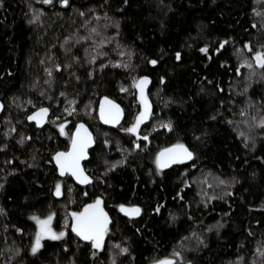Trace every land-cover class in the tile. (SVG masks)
Listing matches in <instances>:
<instances>
[{"label":"trees","instance_id":"trees-1","mask_svg":"<svg viewBox=\"0 0 264 264\" xmlns=\"http://www.w3.org/2000/svg\"><path fill=\"white\" fill-rule=\"evenodd\" d=\"M262 46L264 0H2L0 264H154L175 252L173 264H264ZM143 76L152 116L137 143L124 129ZM105 96L125 111L118 127L99 120ZM41 107L43 127L27 119ZM79 123L95 138L86 186L54 159ZM177 143L192 159L158 170L157 153ZM96 197L113 219L100 252L72 231L69 213ZM51 212L67 234L33 254L32 217Z\"/></svg>","mask_w":264,"mask_h":264},{"label":"snow or ice","instance_id":"snow-or-ice-1","mask_svg":"<svg viewBox=\"0 0 264 264\" xmlns=\"http://www.w3.org/2000/svg\"><path fill=\"white\" fill-rule=\"evenodd\" d=\"M2 2V0H0ZM52 0H43V3L48 4L51 3ZM59 3L61 5H68L69 0H59ZM125 3H127V0H125ZM81 15H84V13H81ZM36 17H33L35 19ZM30 23L32 21H29ZM255 27V24L253 25ZM95 31V29H93ZM67 39V38H66ZM83 39V37H81ZM225 42H221V47H223V44ZM246 48H249L251 51V47L248 43L244 45ZM264 47V46H262ZM201 52L207 51V46L202 47L200 49ZM219 51V49H217ZM256 63L258 65L264 66V52L256 51L254 53ZM181 57V54L179 52L176 53V58L179 60ZM149 63L152 65L157 64L156 59L149 60ZM249 68L252 67L251 64L247 65ZM55 67L57 69L61 68L60 64H56ZM101 68L104 67L103 64L100 65ZM239 71V69H237ZM78 79V77H77ZM163 77H161V81H163ZM149 82L148 76H143L139 78V81L137 83V87L140 89L141 97H143L144 88ZM110 106L109 109V115H105V103ZM31 103V101H29ZM115 109V112L113 113L111 110ZM48 112V109L45 107L39 108L36 112L32 113L27 117L28 120H35L37 124H40L43 122V119L45 117V114ZM147 103L145 102V111L141 112L139 116L136 118V122L126 131L128 132H135L137 130V127L139 126L141 120L147 118ZM119 117V105H116L113 101H110L108 97H104L103 101L101 102V118L105 119L106 123H115ZM261 125H264V119H261L259 121ZM60 128L61 134L64 133V125L60 124L58 126ZM166 127L171 128L172 125L169 123L166 125ZM241 135H244L241 133ZM145 140H147V136L144 137ZM248 138L245 137V140ZM91 143V135L87 132V129L83 124H78L76 128V132L72 136V142H71V149L67 152H56L54 155V159L56 164L59 166V171L61 174H64L65 172H71L73 176L76 177L77 180H79L81 183H87L90 180V177L85 175L84 170L80 167V160L87 155L86 149L88 145ZM139 147V145H137ZM194 153L190 151L183 143H177L169 148L161 149L159 153L156 155V165L157 169H162L167 167L170 163L176 162L178 160H188L191 159ZM115 165H113L114 167ZM221 183H224V181H221ZM2 187V185H0ZM55 195L59 196L61 195V185L58 181L55 184ZM119 210L121 212L126 213L128 216H138L141 212V209L137 205H130L126 206L125 204H119L117 205ZM3 209H0V212H2ZM154 211H159V206L154 209ZM71 216L73 218V222L71 224L72 231L77 234V236L81 237L84 241H90L92 246L96 249H99L103 246V240L105 233L108 231V224H109V216L108 213L105 212L104 208L102 207V199L101 197H96L91 203L84 205V209L81 212H72ZM34 220L37 221L38 224V231L35 235V241L31 245V252L35 254L37 250L41 247V238L42 236H50L52 239H59L60 237H63L65 233L63 231L59 233L53 232V230L50 227V221L52 219V216L49 215L43 219H41L38 216L32 217ZM19 231V229H18ZM122 252H127L128 249L126 247L121 248ZM176 255H179V253H176ZM154 264H173L172 260L169 258H164L159 261H155Z\"/></svg>","mask_w":264,"mask_h":264},{"label":"water","instance_id":"water-1","mask_svg":"<svg viewBox=\"0 0 264 264\" xmlns=\"http://www.w3.org/2000/svg\"><path fill=\"white\" fill-rule=\"evenodd\" d=\"M149 83H150V78H149V82L147 83V85L145 86V88H144V93H143V97H144V99H142V97H141V93H140V89H139V94H140V97H141V99L143 100V102H144V111H145V102L147 103V112H148V110H149V100H148V97H147V90H148V86H149ZM105 97H107V96H105ZM104 98V97H103ZM103 98L100 100V103H99V107H98V115H99V119H100V121L104 124V125H106V126H109V127H117L118 125H120L121 124V122L123 121V119H124V117H125V111H124V109H123V107L121 106V104L120 103H118L117 101H115L114 99H112V98H110V97H108V99L110 100V101H113L116 105H119V117H118V119H117V121L115 122V123H106L105 122V119H102L101 118V102L103 101ZM105 103V115L106 116H108L109 115V109H110V106L107 104V102H104ZM45 108H47V107H45ZM2 109H3V104H2V102L0 101V114H1V111H2ZM48 109V112L45 114V117H44V119H43V122L42 123H40V124H37L36 123V121L35 120H30L31 122H35L36 124H37V126H39V127H43L45 124H46V122H47V120H48V118H49V115H50V110H49V108H47ZM38 110V109H37ZM36 110V111H37ZM35 111V112H36ZM113 113L115 112V109H112L111 110ZM34 113V112H33ZM79 124H83L84 126H85V128L87 129V132L88 133H90V135H91V143L88 145V147H87V149H86V152H87V155H85L81 160H80V167L84 170V173H85V175H87L88 177H90L88 174H87V172L85 171V169H84V162L89 158V149H91L93 146H94V143H95V140H94V137H93V134H92V132L90 131V129H89V127L86 125V124H84V123H79ZM77 128V127H76ZM76 132V129H75V131L73 132V134ZM73 136V135H72ZM71 142H72V139H71ZM174 145V144H173ZM185 145V144H184ZM172 146V145H171ZM186 146V145H185ZM170 146H168V147H166V148H169ZM187 147V146H186ZM188 148V147H187ZM71 149V143H70V146H69V149L68 150H61V151H58V152H67V151H69ZM163 149H165V148H163ZM189 149V148H188ZM190 150V149H189ZM161 151V150H160ZM159 151V152H160ZM193 157V156H192ZM192 159V158H191ZM190 159H188V160H178V161H176V162H173V163H170L167 167H170L171 165H173V164H175V163H180V162H186V161H189ZM56 163V162H55ZM57 165V164H56ZM57 167H58V170H59V166L57 165ZM167 167H165V168H167ZM165 168H162V169H165ZM59 174L60 175H65V174H69V175H71L73 178H74V180L76 181V183H78L79 185H86V184H88L90 181H91V178H90V180L87 182V183H81L79 180H77L76 179V177L75 176H73L72 175V173L71 172H65L64 174H61L60 173V171H59ZM102 207L104 208V206L102 205ZM84 209V208H83ZM104 210H105V212H107V210L104 208ZM83 211V210H82ZM81 212V211H80ZM108 213V212H107ZM108 216H109V224H108V226L110 225V223H111V217H110V214L108 213ZM73 222V221H72Z\"/></svg>","mask_w":264,"mask_h":264},{"label":"rangeland","instance_id":"rangeland-1","mask_svg":"<svg viewBox=\"0 0 264 264\" xmlns=\"http://www.w3.org/2000/svg\"><path fill=\"white\" fill-rule=\"evenodd\" d=\"M138 81H139V78H137L135 81H134V86L136 87V89H137V100H136V105L138 104V110H137V112H136V115H135V118L133 119V121L127 126V127H125V129H124V131H126V129H128V128H130L135 122H136V118H137V116H139L140 115V113L141 112H143L144 111V102H143V100L141 99V97H140V95H139V88L137 87V83H138ZM151 116H152V113L151 112H149L148 113V115H147V118L146 119H143V120H141V122H140V124H139V126L137 127V130L135 131V132H128V131H126L127 133H129L130 135H133L134 137H135V139L137 140L136 142L138 143L141 139H144V137L145 136H147V138H148V135H145V134H143L142 133V131H143V127H144V125H145V123L151 118ZM200 178V177H199ZM60 185H61V189H62V183L60 182ZM61 194H62V191H61ZM60 196V195H59ZM102 199V198H101ZM102 204H103V200H102ZM72 212H76V211H74V210H70L69 211V213H70V216H71V213ZM49 215H51L52 216V219H51V221H50V227H51V229L53 230V232H55V233H59V232H61V231H63L64 233H65V235L63 236V237H65L66 236V234H67V231H68V227H66V228H64V229H61V230H57L56 228H54L53 226H54V222H53V220H54V214L51 212L50 214H48L47 216H49ZM47 216H44V217H40L41 219H43V218H45V217H47ZM39 217V216H38ZM72 217V216H71ZM73 219V218H72ZM35 221V223H36V232L38 231V224H37V221L36 220H34ZM35 235H36V233H35ZM63 237H60V238H63ZM46 238H51L50 236H47V235H45V236H42V238H41V241H40V243H41V247H42V245H43V241H44V239H46ZM59 238V239H60ZM52 239V238H51ZM34 241H35V239H34ZM105 242H106V240H105V238H104V240H103V246L101 247V248H99V249H96L95 248V250H96V252H100L101 250H103V248H104V246H105ZM34 243V242H33ZM111 245V248L112 247H117V245L115 244V243H112V244H110ZM40 247V248H41ZM39 248V249H40ZM112 250H113V248H112ZM175 256H177L176 255V252L171 256V258H169V259H171V260H173L174 258H175ZM112 259V258H111ZM114 259V258H113ZM112 259V260H113Z\"/></svg>","mask_w":264,"mask_h":264},{"label":"flooded vegetation","instance_id":"flooded-vegetation-1","mask_svg":"<svg viewBox=\"0 0 264 264\" xmlns=\"http://www.w3.org/2000/svg\"><path fill=\"white\" fill-rule=\"evenodd\" d=\"M148 100H149V99H148ZM121 106H122V105H121ZM149 112L152 113V108H151L150 101H149V110H148L147 113H149ZM148 121H149V120H148ZM148 121H147V122H148ZM147 122H146V123H147ZM121 123H122V122H121ZM146 123H145V124H146ZM120 125H121V124H120ZM118 126H119V125H118ZM118 126H117V127H118ZM89 129H90V128H89ZM74 131H75V130H74ZM90 131H91V130H90ZM91 132H92V131H91ZM92 134H93V132H92ZM72 135H73V134H72ZM93 137H94V135H93ZM71 139H72V138H71ZM94 140H95V138H94ZM70 143H71V142H70ZM94 145H95V143H94ZM93 147H94V146H93ZM93 147H92V148H93ZM68 149H69V148H68ZM68 149H67V150H68ZM90 150H91V149H89V154H90ZM84 163H85V162H84ZM83 165H84V164H83ZM84 169H85V166H84ZM58 171H59V170H58ZM85 171H86V169H85ZM86 172H87V171H86ZM87 174L90 176V174H89L88 172H87ZM65 175H69V174H65ZM65 175H61V176H65ZM90 178H91V176H90ZM73 179H74V178H73ZM91 180H92V179H91ZM74 181H75V180H74ZM90 182H91V181H90ZM90 182H89V183H90ZM89 183H88V184H89ZM88 184H86V185H88ZM86 185H82V186H86ZM102 205L104 206V204H102ZM104 208L106 209L105 206H104ZM82 210H83V209H82ZM106 210H107V209H106ZM107 212L110 214V212H109L108 210H107ZM122 213H124V212H122ZM124 214H126V213H124ZM110 217H111V223H110V225L108 226V230H109V227L111 226V224H112V220H113L111 214H110ZM132 217H134V216H132ZM72 221H73V219H72ZM107 235H108V231L105 233V236H104L105 240H106V238H107ZM87 242H90V241H87Z\"/></svg>","mask_w":264,"mask_h":264},{"label":"bare ground","instance_id":"bare-ground-1","mask_svg":"<svg viewBox=\"0 0 264 264\" xmlns=\"http://www.w3.org/2000/svg\"><path fill=\"white\" fill-rule=\"evenodd\" d=\"M140 95V94H139ZM99 107V106H98ZM99 116V115H98ZM100 120V119H99ZM101 122V121H100ZM102 123V122H101ZM103 124V123H102ZM76 182V181H75ZM78 184V183H77Z\"/></svg>","mask_w":264,"mask_h":264}]
</instances>
